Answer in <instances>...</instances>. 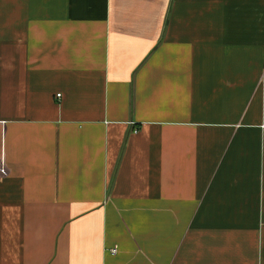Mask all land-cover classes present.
<instances>
[{"label": "crops", "instance_id": "0c3cea01", "mask_svg": "<svg viewBox=\"0 0 264 264\" xmlns=\"http://www.w3.org/2000/svg\"><path fill=\"white\" fill-rule=\"evenodd\" d=\"M0 264H264V0H0Z\"/></svg>", "mask_w": 264, "mask_h": 264}, {"label": "built area", "instance_id": "2783aa9c", "mask_svg": "<svg viewBox=\"0 0 264 264\" xmlns=\"http://www.w3.org/2000/svg\"><path fill=\"white\" fill-rule=\"evenodd\" d=\"M115 251H116L115 249L112 250V252H115Z\"/></svg>", "mask_w": 264, "mask_h": 264}]
</instances>
